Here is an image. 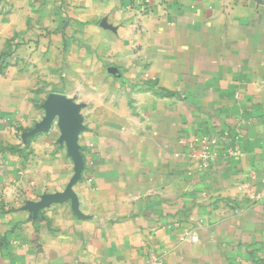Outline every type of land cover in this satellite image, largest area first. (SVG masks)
I'll use <instances>...</instances> for the list:
<instances>
[{"label": "crops", "instance_id": "crops-1", "mask_svg": "<svg viewBox=\"0 0 264 264\" xmlns=\"http://www.w3.org/2000/svg\"><path fill=\"white\" fill-rule=\"evenodd\" d=\"M3 55L0 264H145L147 247L163 264H247L263 247L264 0L142 18L126 0H0ZM50 94L72 107L79 176ZM181 215L199 242L167 226Z\"/></svg>", "mask_w": 264, "mask_h": 264}, {"label": "built area", "instance_id": "built-area-1", "mask_svg": "<svg viewBox=\"0 0 264 264\" xmlns=\"http://www.w3.org/2000/svg\"><path fill=\"white\" fill-rule=\"evenodd\" d=\"M128 9L133 12L137 17L142 18L147 16L148 14L153 12V9L158 5H167L170 0H126ZM232 3H239L243 0H228ZM2 67H6L10 64L9 58H5L2 60ZM235 99H239V95L235 94ZM226 137V134H223ZM217 140L214 138H204L201 140L202 148L200 152V159L203 163L211 157L209 154V146L215 145ZM238 190L243 192L245 195L250 196L252 200H258L259 195L254 193L251 188H245L244 186H239ZM231 211H236L235 207L229 205ZM168 227H172L173 230L176 231L178 242L181 243H197L199 242V237L197 234L192 233V228L190 227L189 223L186 220L184 215H181L178 219H175L173 222L167 225ZM164 228V227H163ZM254 257L251 258L247 264H264V245L260 249H255ZM153 247H147L145 249L146 261L145 264H163V258L160 255H156L154 253Z\"/></svg>", "mask_w": 264, "mask_h": 264}, {"label": "water", "instance_id": "water-1", "mask_svg": "<svg viewBox=\"0 0 264 264\" xmlns=\"http://www.w3.org/2000/svg\"><path fill=\"white\" fill-rule=\"evenodd\" d=\"M45 108L47 116H49L50 118L54 116L57 112L59 113V122L62 128L64 139L66 140V143L71 152L76 155L75 159L78 162L79 166L77 176H79V174L83 170V161L79 155V148L75 146V144L73 143V139L68 134V124L70 120V115L72 113V107L69 102L55 96L54 98H49V100L45 103Z\"/></svg>", "mask_w": 264, "mask_h": 264}, {"label": "rangeland", "instance_id": "rangeland-1", "mask_svg": "<svg viewBox=\"0 0 264 264\" xmlns=\"http://www.w3.org/2000/svg\"><path fill=\"white\" fill-rule=\"evenodd\" d=\"M61 12H62V10H61ZM62 17V20H55L56 22H61L62 24H64L66 27L67 26H69V21H70V19L69 18H67V17H63V16H61ZM66 27H65V29H66ZM50 33H54V32H46V35H44V34H41L40 36L41 37H46V36H48ZM63 35L66 37V39H67V41H78V38H76L74 35H71V32L70 31H66L65 33H63ZM65 49V48H64ZM49 58V57H48ZM98 61H100V60H98ZM102 64H103V62H102ZM105 65H106V62H104V64H103V66L105 67ZM54 98L55 96L53 95V94H50V95H47V96H42L41 98L43 99V98H45V103L49 100V98ZM35 99V100H34ZM33 102H37V98L36 97H34L33 98ZM52 101V100H51ZM54 116H56L58 119H59V113L57 112ZM54 116H52L51 118H53Z\"/></svg>", "mask_w": 264, "mask_h": 264}, {"label": "trees", "instance_id": "trees-1", "mask_svg": "<svg viewBox=\"0 0 264 264\" xmlns=\"http://www.w3.org/2000/svg\"><path fill=\"white\" fill-rule=\"evenodd\" d=\"M5 58L8 59V56L3 55V56L0 57V68H1V69L4 68V67H2V62H3L2 60L5 59ZM255 251H256V250H252V251H251L250 256H251L252 258H255V257H254V253H255ZM258 264H259V263H258Z\"/></svg>", "mask_w": 264, "mask_h": 264}]
</instances>
